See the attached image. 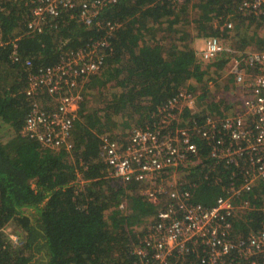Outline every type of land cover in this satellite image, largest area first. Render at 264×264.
<instances>
[{
  "label": "trees",
  "instance_id": "1",
  "mask_svg": "<svg viewBox=\"0 0 264 264\" xmlns=\"http://www.w3.org/2000/svg\"><path fill=\"white\" fill-rule=\"evenodd\" d=\"M189 1L173 5L168 0H118L93 18V23L112 20L119 26L108 38L104 67L89 76L85 86L96 89L102 99L90 110L82 103L72 130L73 146L66 150L44 147L20 133L32 101L24 92L23 62L30 60L31 70L54 65L62 56L100 39L104 31L96 22L85 25L75 12L49 18L42 32L27 34L28 6L22 0H0L4 42L0 45V264H130L135 260L131 251L137 235L143 233V228L137 233L135 228L155 217L159 204L142 197L135 183H121L109 175L100 156L101 135L123 144L133 128L150 124L153 112L188 81H194L187 87L193 90L198 84L222 83L229 56L222 52L210 61L197 56L185 29ZM237 7L238 0H196L192 9L197 36L232 34L237 45L264 50L260 29L264 19L244 16ZM228 15L235 22L231 28H221L225 19L231 21ZM15 38L19 62L10 58ZM217 105L187 109L183 119L190 116V122H201L207 115L221 114ZM194 141L198 157L192 160L199 162L183 169L187 170L184 189L192 191L193 202L212 206L225 193L234 165L226 169L218 164L211 170L208 145L198 138ZM206 174L209 179H204ZM217 176L222 179L214 183ZM193 182L196 187H191ZM262 194L264 183L244 196L258 205ZM121 202L126 204L124 209L119 208ZM250 214L252 222L240 221L234 228L243 234L257 228L259 213ZM9 222L18 226L19 244L13 245L3 232ZM38 254L44 260L39 261Z\"/></svg>",
  "mask_w": 264,
  "mask_h": 264
},
{
  "label": "built area",
  "instance_id": "2",
  "mask_svg": "<svg viewBox=\"0 0 264 264\" xmlns=\"http://www.w3.org/2000/svg\"><path fill=\"white\" fill-rule=\"evenodd\" d=\"M22 1L29 12L27 34L42 32L49 18L75 12L85 25L96 22L104 31L100 39L62 56L54 65L31 70L30 60L23 62L24 92L32 101L20 133L44 147L70 150L74 122L84 99L82 88L89 76L104 67L108 38L119 26L112 20L93 23V18L118 0ZM168 1L180 5L189 0ZM237 11L264 19V0H238ZM222 27L231 28L232 22L225 19ZM3 43L0 39V45ZM11 43V61L19 62L16 38ZM222 52L229 56L226 75L243 92L241 109L190 122V116L183 119V114L192 108L195 95L182 88L153 112L150 124L133 128L125 143L101 135L100 156L109 175L121 183H135L142 197L159 204L155 217L146 220L143 233L137 235L131 251L135 260L130 264H264V194L258 205L244 196L264 183V50L237 53L219 37L210 36L196 54L210 61ZM195 138L208 145L211 170L218 164L226 169L234 165L225 193L212 206L193 202L192 191L184 189L183 179L169 185L178 169L199 162L192 160L198 157ZM204 179L209 176L204 175ZM221 179L215 177L214 183ZM190 185L196 187L194 182ZM125 205L121 202L119 208ZM254 212L259 213L260 225L243 235L235 234L239 229L234 223L252 222L250 213ZM3 232L13 245L19 244L17 234L7 233L5 228Z\"/></svg>",
  "mask_w": 264,
  "mask_h": 264
},
{
  "label": "rangeland",
  "instance_id": "3",
  "mask_svg": "<svg viewBox=\"0 0 264 264\" xmlns=\"http://www.w3.org/2000/svg\"><path fill=\"white\" fill-rule=\"evenodd\" d=\"M195 1L196 0H190L187 4V10L185 11V13H186L185 19L188 20V24L185 26V29L190 33V38H191L190 46L194 48L196 53H198L199 50L202 49V47L204 45V40L206 37L197 36L198 30L195 27L196 26L195 22H193V18L196 17V13L192 9V4ZM228 17H230L231 22L233 24L235 22V20L231 18L232 16L228 15ZM263 28H264V24L261 25L260 29L264 30ZM207 37H210V36H207ZM232 37H233V35L229 34V35H226L225 37H222L220 39L223 41L225 46L232 48L234 51H237V53H241V52L249 51V50H252V51L260 50L256 46H253L250 48H247V47L243 48V47L239 46V44L237 45L236 42L232 40ZM244 49H246V50H244ZM250 76H251V74L248 73V78H250ZM87 81H88V79H87ZM221 81H222V83H220V84H214V83H207L205 85L198 84L194 87V90L187 88L189 85H192V83H194V81H192V80L188 81L187 86L185 88L188 89V91L192 92L195 95V102L192 104V108L196 109V108L203 106L205 104L214 102L215 104H218L216 110L221 112V114L232 113L233 110L241 109L242 108L241 107V98H242L243 92L234 83L233 78L230 77L229 75H226V71H225V77L222 78ZM203 92H204V96H199V94H201ZM83 96H84V99H83L82 103H85V108L88 110H90L92 108H96L102 99L100 93L96 89L85 90V93ZM46 100H47L46 98L42 99V101H46ZM82 103H81V105H82ZM80 110H81V107H80L79 112H78V118H79ZM116 133H118V131L114 132L113 135ZM186 173H187V170L178 169V171L175 172L173 178L170 180L169 185H173L174 181L176 179H183L184 182H187V179L185 177ZM26 211L31 212L32 209H27ZM143 227H144V223L140 224V227L135 228V233L139 232L141 230V228H143ZM5 230L7 233H14V234L20 233L18 231V226L13 222H9L6 225ZM235 234L243 235V231H241V230L236 231ZM41 255H44L43 251L41 252ZM36 258H39V261L44 260L43 258H41V256L39 254L36 256Z\"/></svg>",
  "mask_w": 264,
  "mask_h": 264
},
{
  "label": "crops",
  "instance_id": "4",
  "mask_svg": "<svg viewBox=\"0 0 264 264\" xmlns=\"http://www.w3.org/2000/svg\"><path fill=\"white\" fill-rule=\"evenodd\" d=\"M87 83V82H86ZM86 83H85V85L83 86V88H82V92H83V95H84V93H85V86H86ZM183 88H185V87H183ZM197 109V108H196ZM189 111H195V108L193 109V108H191ZM212 115H218V114H216V113H212ZM218 169V168H217Z\"/></svg>",
  "mask_w": 264,
  "mask_h": 264
}]
</instances>
